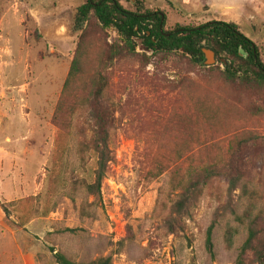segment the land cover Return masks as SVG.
<instances>
[{"label": "rangeland", "instance_id": "obj_1", "mask_svg": "<svg viewBox=\"0 0 264 264\" xmlns=\"http://www.w3.org/2000/svg\"><path fill=\"white\" fill-rule=\"evenodd\" d=\"M86 1L0 0V125L9 126L25 114L28 121L26 130L16 121L27 137L26 189L0 199L5 213L0 264H57L52 250L84 263L110 258L112 264H237L250 221L264 216V155L245 156L246 178L232 194L225 180L207 188L186 219L185 232L170 234L165 219L175 199V168H187L191 159L199 164L212 154L225 158L242 134L264 136V116L254 113L262 102L234 92L218 75L208 85L206 73L200 69L198 75L177 54L154 55L139 46L105 72L107 104L118 109L111 143L115 160L101 195H89L84 184L94 180L95 160L79 152L84 108L65 133L53 122L82 35L74 31V18ZM118 1L132 12L142 6L164 14L166 30L235 23L258 45L264 61V16L218 9L216 0ZM259 6L264 9V0ZM94 22L83 58L86 82L101 68L104 48L119 41ZM211 67L225 69L219 58ZM88 93L84 88L80 97ZM199 97L210 102L205 113L197 111ZM203 113L211 117L212 127ZM192 122H199L194 135L187 131ZM204 146L212 153L204 152ZM157 161L168 169L152 179ZM210 227L212 253L206 245Z\"/></svg>", "mask_w": 264, "mask_h": 264}, {"label": "trees", "instance_id": "obj_2", "mask_svg": "<svg viewBox=\"0 0 264 264\" xmlns=\"http://www.w3.org/2000/svg\"><path fill=\"white\" fill-rule=\"evenodd\" d=\"M93 22L102 32L113 31L119 41L104 48L101 68L89 82H86L83 80L85 74L83 58ZM166 23L167 18L162 13L147 11L142 6H138L137 10L132 12L118 0H87L77 10L74 31L82 35L53 122L65 133L73 124L80 108H84L81 113L83 119L79 121L83 125L77 127L81 129V135L84 137L79 144V152L90 154L95 160L94 180L92 183L84 184L91 196L101 195L103 181L110 164L115 160L111 143L116 129L118 109L115 104L111 106L107 104L109 80L105 72L115 60L135 54L139 46L154 55L177 54L185 58L191 66L197 68L198 75L201 73L200 69L206 73V77H209L208 85H213V80L218 75L217 79L231 84L234 92L259 98L262 104L254 107V113L264 116V61L261 50L253 40L240 31L237 24L211 21L199 26L177 25L173 30H166ZM205 48L214 52L216 58L220 59L225 67L223 71L220 67L203 65ZM237 85L239 89L235 90L234 87ZM84 88L89 93L80 97ZM194 91L197 92L195 89ZM203 94L208 98L209 92L206 88ZM206 101L207 99L199 97L195 102L199 113L208 107L205 105L210 102ZM204 113L203 118L205 121L207 119L208 126L212 127L211 117L208 118ZM198 123L192 122L193 129H187L190 135H194ZM179 147L182 149L183 145L180 144ZM210 149L204 146L203 151ZM250 153L264 155V136L242 134L231 144L225 158L220 159L216 156L211 158L212 154L199 164L191 159L187 168H175L173 175L175 199L171 204L170 214L165 219L169 233L185 232L186 219H190L192 211L206 189L215 181L225 180L229 194L236 191L240 181L246 178L244 158ZM154 168V171H151L152 179L159 177L168 169L161 161H157ZM2 208L4 210L3 206ZM227 242L231 243L230 235L227 236ZM206 245L212 253L213 227L207 232ZM52 252L57 264H112L110 258L84 263L68 258L60 252L56 253L55 250ZM237 264H264V216L250 221L248 236L241 248Z\"/></svg>", "mask_w": 264, "mask_h": 264}, {"label": "crops", "instance_id": "obj_3", "mask_svg": "<svg viewBox=\"0 0 264 264\" xmlns=\"http://www.w3.org/2000/svg\"><path fill=\"white\" fill-rule=\"evenodd\" d=\"M260 1L263 0H216L215 5L218 9L223 7L225 9L241 10L247 16L256 19L260 18L259 16H264L263 7L259 6ZM25 115L24 118L16 116V120L12 124L9 123V126L0 125V130L8 128L7 131L4 130L0 134V199L1 197L3 199L4 197L7 198L6 194L21 193L26 189L28 160L27 137L26 134L22 135L19 131L20 129L16 128V121L23 123L25 130L28 128V121ZM15 130L18 131V136ZM21 140L24 142V145H22ZM4 218L5 213L0 204V224L4 223Z\"/></svg>", "mask_w": 264, "mask_h": 264}, {"label": "water", "instance_id": "obj_4", "mask_svg": "<svg viewBox=\"0 0 264 264\" xmlns=\"http://www.w3.org/2000/svg\"><path fill=\"white\" fill-rule=\"evenodd\" d=\"M206 54V64L207 66L211 67L214 66L216 63V56L215 53L212 51H204Z\"/></svg>", "mask_w": 264, "mask_h": 264}, {"label": "flooded vegetation", "instance_id": "obj_5", "mask_svg": "<svg viewBox=\"0 0 264 264\" xmlns=\"http://www.w3.org/2000/svg\"><path fill=\"white\" fill-rule=\"evenodd\" d=\"M133 2H136V0H132ZM203 52H204V50H203ZM205 55V54H204Z\"/></svg>", "mask_w": 264, "mask_h": 264}]
</instances>
